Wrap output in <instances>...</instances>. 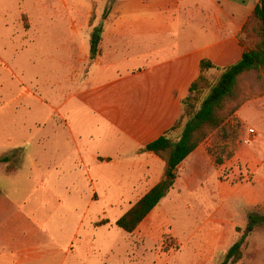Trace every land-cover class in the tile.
<instances>
[{"label":"crops","instance_id":"obj_1","mask_svg":"<svg viewBox=\"0 0 264 264\" xmlns=\"http://www.w3.org/2000/svg\"><path fill=\"white\" fill-rule=\"evenodd\" d=\"M259 3L99 0L97 8L87 6L82 47L91 63L83 87L65 105L66 144L61 140L59 145L78 154L95 191L117 193L143 186L147 194L162 181L165 162L144 148L180 119L182 102L201 75L202 61L225 68L241 60L245 47L240 36ZM94 15L98 24L91 27ZM95 27H103V34L100 53L91 60ZM73 31L79 38L80 31ZM67 47L69 64L80 46ZM235 118L243 127H252L256 139L248 146H233L220 164L208 151L210 144L201 145L180 165L168 194L183 190L201 195L192 198L193 214L180 223L181 231L191 232L174 235L181 249L189 251L188 264H214L233 245L241 215L247 217L249 209L264 202V93L245 103ZM241 172L249 174V182L236 180ZM25 205L0 187V264H69L74 238L53 235L44 240ZM203 206L213 213L201 221L194 209Z\"/></svg>","mask_w":264,"mask_h":264},{"label":"rangeland","instance_id":"obj_2","mask_svg":"<svg viewBox=\"0 0 264 264\" xmlns=\"http://www.w3.org/2000/svg\"><path fill=\"white\" fill-rule=\"evenodd\" d=\"M98 5L99 0H0V158L11 157L0 164V187L7 189L11 200L26 204L27 214L34 213L29 218L44 240L53 235L74 238L69 264H188L189 251L181 249L174 235L191 232L181 231L180 223L193 214L192 198L201 195L174 191L134 233H125L116 222L148 187L95 191L78 154L59 145L67 136L65 105L83 87L91 63L82 47L88 29L85 13L87 6ZM96 24L94 15L90 26ZM72 43L80 48H74L76 56L66 64L65 47ZM219 76L217 71L209 73V83ZM263 93L264 70L241 78V98L250 101ZM228 123L238 126L237 135L216 141L212 136L203 143L210 144L208 151L218 164L231 155L233 146L245 145L252 128L243 127L235 116ZM20 170L19 177L9 178ZM255 207L264 214V202ZM209 212L213 213L204 206L194 209L201 221ZM241 216L232 242L245 237L237 264H264V228L248 231L247 217ZM103 220L109 224L96 227ZM225 255L219 254L214 264H221Z\"/></svg>","mask_w":264,"mask_h":264},{"label":"trees","instance_id":"obj_3","mask_svg":"<svg viewBox=\"0 0 264 264\" xmlns=\"http://www.w3.org/2000/svg\"><path fill=\"white\" fill-rule=\"evenodd\" d=\"M102 34L103 27L93 29L90 39L91 60L100 53ZM240 41L245 50L238 63L221 68L208 60L201 62V75L191 85L188 96L182 102V116L173 128L144 148V151L155 154L165 162L164 177L116 222L120 230L128 234L137 230L169 194L179 178L180 165L207 139L213 136L215 141L217 138L228 140L237 135L238 126L229 124L228 120L249 101L238 94L240 80L244 75L264 70V0H260L245 24ZM1 65L0 61V68ZM212 71L220 73L214 84L209 83L208 79ZM207 90L209 92L205 95ZM9 161L10 158L4 157L0 159V164ZM108 224V220H103L96 227ZM261 228H264V214L255 207L247 216V229L253 232ZM244 244L245 237L236 241L221 264H237L242 259Z\"/></svg>","mask_w":264,"mask_h":264},{"label":"built area","instance_id":"obj_4","mask_svg":"<svg viewBox=\"0 0 264 264\" xmlns=\"http://www.w3.org/2000/svg\"><path fill=\"white\" fill-rule=\"evenodd\" d=\"M256 139V133L254 130H250L249 137L244 140V144H251ZM239 183L244 184L250 181V176L247 172H241L238 179H236Z\"/></svg>","mask_w":264,"mask_h":264}]
</instances>
